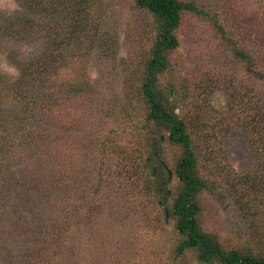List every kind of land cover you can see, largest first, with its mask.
<instances>
[{
  "label": "rangeland",
  "instance_id": "1",
  "mask_svg": "<svg viewBox=\"0 0 264 264\" xmlns=\"http://www.w3.org/2000/svg\"><path fill=\"white\" fill-rule=\"evenodd\" d=\"M179 1L196 11H182L178 44L166 52L156 90L185 122L197 175L206 182L197 196L198 223L224 250L264 258V236L256 234L264 232V0ZM84 4L87 46L72 45L83 58L61 68L58 82L85 78L87 88L65 100L59 92L56 137L37 165L54 167L56 190L29 196L31 239L41 240L47 225L65 215L70 226L48 264H219L201 262L194 249L177 254L182 236L168 210L182 186L174 172L182 148L147 119L140 95L155 16L135 0ZM20 9L19 3L17 11L0 13ZM39 48L29 43L19 50L24 57ZM0 103L2 110L17 105ZM64 125L69 132L62 134ZM22 232L23 239L0 234L4 264L18 262Z\"/></svg>",
  "mask_w": 264,
  "mask_h": 264
},
{
  "label": "trees",
  "instance_id": "2",
  "mask_svg": "<svg viewBox=\"0 0 264 264\" xmlns=\"http://www.w3.org/2000/svg\"><path fill=\"white\" fill-rule=\"evenodd\" d=\"M18 2L21 6L18 12L0 13V100L8 98L17 103L11 109L0 108V234L16 239H23L22 230L27 234L26 241L22 240L23 245L17 246L15 255L18 262L15 264H48L70 222L63 215L52 225H47L46 235L41 240L31 239L29 232H32L30 225L35 218V210L29 205V196L43 197L50 190H56L52 180L56 172L54 167L42 171L37 165L44 159L41 152L56 137L59 92H65V100L70 93L80 95L87 88L85 78L58 82L61 68L64 71L83 58L82 51L75 52L73 46L80 49L87 46L83 41L89 32L85 16L87 6L85 0ZM135 4L151 12L158 22L156 39L145 64L140 88L141 98L147 106V119L166 129L168 140L182 148L174 169L182 186L168 210L175 216V229L182 236L177 254L194 249L203 263L264 264V258L250 252L224 250L213 235L201 230L197 196L206 182L197 175V157L185 122L174 110L165 107L156 90L158 74L168 66L166 52L178 44L175 30L180 25L181 13L185 9L194 10V7L179 0H135ZM62 21L67 23L62 24ZM29 43L39 46V50L32 55L21 56L20 46ZM2 50L4 54H1ZM3 64L15 66L19 75L7 72ZM60 130L62 134L69 132L65 125ZM260 141L264 146V130ZM47 179L53 183L49 190L46 188ZM59 219L63 221L58 222ZM13 230L20 233L14 235ZM256 234L264 236V232ZM0 263L4 264V260L0 259Z\"/></svg>",
  "mask_w": 264,
  "mask_h": 264
},
{
  "label": "clouds",
  "instance_id": "3",
  "mask_svg": "<svg viewBox=\"0 0 264 264\" xmlns=\"http://www.w3.org/2000/svg\"><path fill=\"white\" fill-rule=\"evenodd\" d=\"M0 9L5 11L15 12L19 9L18 0H0ZM7 72L18 76L19 72L15 66L4 65Z\"/></svg>",
  "mask_w": 264,
  "mask_h": 264
},
{
  "label": "water",
  "instance_id": "4",
  "mask_svg": "<svg viewBox=\"0 0 264 264\" xmlns=\"http://www.w3.org/2000/svg\"><path fill=\"white\" fill-rule=\"evenodd\" d=\"M170 175V174H169Z\"/></svg>",
  "mask_w": 264,
  "mask_h": 264
}]
</instances>
